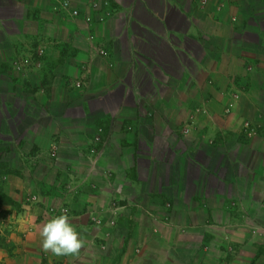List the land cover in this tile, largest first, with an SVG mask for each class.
Wrapping results in <instances>:
<instances>
[{
	"label": "crops",
	"instance_id": "crops-1",
	"mask_svg": "<svg viewBox=\"0 0 264 264\" xmlns=\"http://www.w3.org/2000/svg\"><path fill=\"white\" fill-rule=\"evenodd\" d=\"M59 1L0 0V264H264V0Z\"/></svg>",
	"mask_w": 264,
	"mask_h": 264
},
{
	"label": "built area",
	"instance_id": "built-area-1",
	"mask_svg": "<svg viewBox=\"0 0 264 264\" xmlns=\"http://www.w3.org/2000/svg\"><path fill=\"white\" fill-rule=\"evenodd\" d=\"M88 6L95 10L98 11L99 5L106 7L108 6V1L107 0H103L101 4H98V2L96 0H88ZM58 9L59 11H61L62 13L66 14L67 16H69L72 19H78L81 14L79 12L78 9H75L71 6V3L69 0H61L58 2ZM84 20L86 22H90L91 18L88 16H84ZM44 47L43 45H33L31 47H29L27 50H25L22 54L15 56L11 62V66L14 72L19 73V74H24V73H28V72H33L35 70L40 69L41 67V60L44 56ZM99 55L100 56H107V51L105 50V48L100 47L99 50ZM73 85H75V87H80L81 83L80 81H75L73 82ZM231 112V105L227 106L224 110H223V114L228 115ZM243 129H244V133L247 135H251L254 131L253 128V124H251V122L249 121H245L243 123ZM56 154V148L55 146H52V150H51V155L54 156ZM96 224H100V220H96Z\"/></svg>",
	"mask_w": 264,
	"mask_h": 264
},
{
	"label": "clouds",
	"instance_id": "clouds-1",
	"mask_svg": "<svg viewBox=\"0 0 264 264\" xmlns=\"http://www.w3.org/2000/svg\"><path fill=\"white\" fill-rule=\"evenodd\" d=\"M40 235L42 250L54 256L77 255L85 244L66 214L54 216L44 223Z\"/></svg>",
	"mask_w": 264,
	"mask_h": 264
},
{
	"label": "rangeland",
	"instance_id": "rangeland-1",
	"mask_svg": "<svg viewBox=\"0 0 264 264\" xmlns=\"http://www.w3.org/2000/svg\"><path fill=\"white\" fill-rule=\"evenodd\" d=\"M51 150H52V147L48 150V156H49V159L53 161V160L56 159V158H55L56 154H55L54 156H52V155H51ZM256 180H258V177H257ZM258 184L261 185L262 183L259 182ZM259 187H262V186H259ZM0 198H1V197H0ZM1 201L7 202V201H5V200H1ZM26 202L38 203V202H39V198L37 197V195H31V196L28 198V200H26ZM47 212H48L49 214L53 215V216H57V215H60V214H66V213H67V210H65V209H60V210H59V208H55L54 206H49ZM97 219H98V220H103L102 217H97V216L95 215V216H93V217L90 218V221H92L93 224H96V220H97ZM96 225H97V224H96ZM98 225H99V227H100L101 222H100V224H98ZM106 225H107V227L109 228V230H112V229L116 226V222H115L114 220H109V221L106 222ZM257 232H258V231H257ZM258 233H259V232H258Z\"/></svg>",
	"mask_w": 264,
	"mask_h": 264
}]
</instances>
